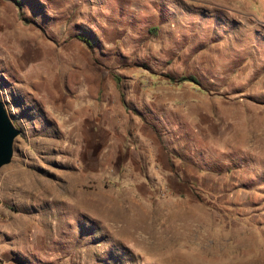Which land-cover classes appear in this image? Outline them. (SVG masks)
<instances>
[{
    "label": "rangeland",
    "instance_id": "1",
    "mask_svg": "<svg viewBox=\"0 0 264 264\" xmlns=\"http://www.w3.org/2000/svg\"><path fill=\"white\" fill-rule=\"evenodd\" d=\"M0 97V264H264V0H0Z\"/></svg>",
    "mask_w": 264,
    "mask_h": 264
},
{
    "label": "water",
    "instance_id": "2",
    "mask_svg": "<svg viewBox=\"0 0 264 264\" xmlns=\"http://www.w3.org/2000/svg\"><path fill=\"white\" fill-rule=\"evenodd\" d=\"M21 129L15 126L0 97V168L9 163L14 153V141Z\"/></svg>",
    "mask_w": 264,
    "mask_h": 264
},
{
    "label": "trees",
    "instance_id": "3",
    "mask_svg": "<svg viewBox=\"0 0 264 264\" xmlns=\"http://www.w3.org/2000/svg\"><path fill=\"white\" fill-rule=\"evenodd\" d=\"M17 4L20 5L19 2H17ZM78 38L81 39V40H83L84 42H86L88 45H91V44H90V41H89L87 38L82 37V36H78ZM116 78L119 80V77H118V76H116ZM180 80H181V81L194 80V78L191 77V79H190V78H187V77H185V76H182Z\"/></svg>",
    "mask_w": 264,
    "mask_h": 264
}]
</instances>
